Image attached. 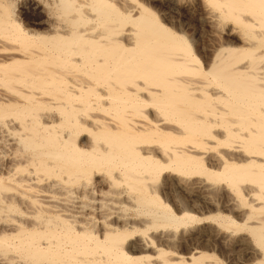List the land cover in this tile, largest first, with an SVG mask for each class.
<instances>
[{"label":"bare ground","instance_id":"obj_1","mask_svg":"<svg viewBox=\"0 0 264 264\" xmlns=\"http://www.w3.org/2000/svg\"><path fill=\"white\" fill-rule=\"evenodd\" d=\"M157 1L203 58L128 0H0V264H264V0Z\"/></svg>","mask_w":264,"mask_h":264},{"label":"rangeland","instance_id":"obj_2","mask_svg":"<svg viewBox=\"0 0 264 264\" xmlns=\"http://www.w3.org/2000/svg\"><path fill=\"white\" fill-rule=\"evenodd\" d=\"M130 3H134L136 4V8L139 13V11L143 14H145V10H148L149 8L152 10L153 12L156 13L155 16H157L156 18L158 19H162V21L168 25H170V23H173V25L178 24L179 22H181V26H182V30L183 32L186 34V36H192L193 33L194 35L197 37L198 42L196 41L195 44V48L198 51L199 56H201L200 58H203L205 56V50L203 49L202 46H205L208 44V33H209V28L206 25V23H202V21L200 20V9H197V7H194L191 10H185L182 7H178L176 13H174L172 16H167L163 13V5L161 3H159V1L157 0H128ZM132 1V2H131ZM139 2V3H138ZM202 2H204L202 0ZM141 3H143L141 5ZM145 4V5H144ZM205 4V3H204ZM16 3L14 4L15 9H17L16 7ZM207 6V4H206ZM140 7V8H139ZM211 7V6H209ZM139 9V10H138ZM25 15H22L23 18V22H27L26 20H24ZM30 17H32L33 19H36L38 16L36 14H30ZM155 21V19H154ZM178 22V23H177ZM135 22L130 21V24L128 23V26H133L134 27ZM195 30V31H194ZM200 48V50H199ZM10 93V91H8ZM7 92V93H8ZM8 149V148H7ZM4 149V150H7ZM245 200H241L240 203L246 204ZM205 212V211H203ZM206 213V212H205ZM225 213L227 214V212L225 211ZM224 213V214H225ZM224 251V250H223ZM223 255L225 252H222ZM217 255L219 257H222V254L217 253ZM222 255V256H220ZM226 255V253H225ZM224 258H226V256H223Z\"/></svg>","mask_w":264,"mask_h":264}]
</instances>
